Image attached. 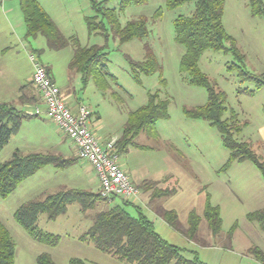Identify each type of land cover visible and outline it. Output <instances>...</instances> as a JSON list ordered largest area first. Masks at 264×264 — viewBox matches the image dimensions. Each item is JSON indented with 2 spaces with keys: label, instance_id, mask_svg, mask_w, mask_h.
<instances>
[{
  "label": "rangeland",
  "instance_id": "obj_1",
  "mask_svg": "<svg viewBox=\"0 0 264 264\" xmlns=\"http://www.w3.org/2000/svg\"><path fill=\"white\" fill-rule=\"evenodd\" d=\"M37 1L65 37L77 38L84 47L102 48L111 76L110 88L102 91L93 80L85 83L82 74L70 69L74 53L72 46L52 50L42 35L28 37L18 0H0V102L21 108L17 96L33 76L30 56L34 55L37 61L49 67L56 84L63 91L71 90L74 99L93 111V122L99 116L96 123L100 125L99 136L120 139L128 114L145 105L149 93L161 90V97L170 101L169 119L157 123L155 136L141 133L135 139L137 145L122 153L119 161L137 185L141 186L147 180L176 188L177 193L162 199L161 203L164 208L177 212L184 228L187 227L189 213L195 210L202 218L197 239H189L158 217L155 204L149 202L145 205L139 201L136 206L141 207L154 223L157 233L179 247L188 259L197 255L206 264H262L255 259L253 249L260 248L264 252V233L247 217L259 207L253 206L249 196L251 189L258 188L260 180H263L260 171L249 161L234 162L226 167L229 151L224 147L218 129L208 121L190 119L184 113V109H194L208 101L206 89L189 84L188 75L180 71L185 48L175 39L174 20L178 16L192 15L195 3L189 2L170 10L166 7V0H147L143 5H131L120 11V0L108 2L104 6L116 10L122 26L140 17L147 18L148 38L121 43L108 25L107 32L89 31L87 18L96 15L91 0ZM158 10H161L160 17H156ZM223 25L244 56L242 62L231 52L207 50L199 66L216 88L226 95L228 111L224 118L230 117L234 110L243 121L240 94L246 89H255L257 82L246 79L240 69H230L229 66L238 64L245 72L255 73L262 79L259 75L264 69V18L252 14L248 0H225ZM146 44L153 51L162 72L140 75L138 81L132 77L129 60L143 61ZM27 92L40 101V94L34 86L29 85ZM113 92L120 96L121 101L112 98ZM50 134L64 141V147L70 151L73 145L70 138L63 132L57 133L56 127L44 114L24 118L19 132L0 152V164L10 160L16 150L24 155L40 151L39 148L43 149L48 144L46 140ZM88 170L81 163L66 168L49 165L23 181L9 197H0V221L16 243L15 264H37L41 254L51 255L56 264H70L73 258L81 259L85 264H130L79 239L91 227L92 217L97 212L123 205L122 198H115L112 204H108L110 200L107 203L99 201L93 209L85 212L75 202L68 206L66 214L56 220L40 215L39 228L61 237L54 247L34 241L15 220L14 214L23 204L43 200L62 190L65 184L96 194L98 177L87 178ZM207 195L211 204L220 208L222 224L217 236L211 233L203 216ZM124 207L133 217L137 216L133 205Z\"/></svg>",
  "mask_w": 264,
  "mask_h": 264
},
{
  "label": "trees",
  "instance_id": "obj_2",
  "mask_svg": "<svg viewBox=\"0 0 264 264\" xmlns=\"http://www.w3.org/2000/svg\"><path fill=\"white\" fill-rule=\"evenodd\" d=\"M111 1L114 0H91L96 15L87 18L89 31L91 33L107 32L108 25L114 37L118 38L121 43L133 39L148 38L147 18L140 17L128 21L122 26L116 10L104 6ZM18 2L23 13L28 37L36 38L38 35H42L52 50H61L72 46L74 53L70 69L82 74L85 83L93 80L102 91H107L110 88L111 76H109L108 66L104 62L105 53L101 52L102 48L84 47L77 38L65 37L37 0H18ZM146 2L147 0H120L119 10L125 11L131 5H143ZM189 2L195 3L192 15L178 16L174 20L175 39L185 48L180 61V71L188 75L189 84L206 89L208 101L205 105L194 109L186 108L184 113L190 119L208 121L218 129L223 145L229 151L226 167L234 162L249 161L260 171L264 179L263 157L241 138L242 131L247 125L246 122L240 121L238 113L234 110L231 111L230 117L224 118L228 111L226 95L216 88L199 66L200 59L207 50L231 52L241 62L243 60L244 56L223 25L225 0H166V7L172 10ZM248 2L252 14L264 18V0H248ZM160 15L161 10H158L156 17H160ZM99 18L100 20H98ZM145 52L143 61L129 60L132 77L138 81L140 75L150 76L156 72H162V67L147 44ZM229 68L240 69L246 79L256 80L257 87L264 84V74L259 75L262 76V79H259L258 76L245 72L242 66L235 63ZM48 71L50 73L49 68ZM29 85L33 86L30 82L20 89L19 101L21 105L42 102L41 95L40 101L34 96L28 98L25 92ZM160 93L161 90L149 93L148 102L128 114L123 135L116 140L115 144L118 155L127 152L130 146H136L135 139L141 133L155 136L157 123L160 120L169 119L170 101L168 98L161 97ZM111 96L113 99L121 101L116 92L111 93ZM29 117L34 116L27 115L25 111L11 104L0 103V152L10 142L12 136L19 132L22 120ZM73 162L75 159L65 160L51 153L24 155L16 150L10 160L0 164V197H9L23 181L44 167L53 165L58 168H66ZM165 182L167 181L165 180ZM159 184L160 182L145 181L140 188L145 192L151 191V200L167 198L177 193L176 188L159 187ZM114 199L108 202V200L102 199L98 193L78 189H62L48 195L43 200H33L23 204L17 209L14 217L34 241L54 247L59 244L61 237L39 228L40 215L45 214L49 220H56L66 214L68 206L75 202L79 203L85 212L88 209H93L99 201L112 204ZM125 205H133L137 209V216L133 217L125 209ZM155 214L173 229L184 233L189 239H197L202 218L195 210L189 213L186 228L182 226L175 210L160 207L156 209ZM203 216L211 233L217 236L221 232L222 224L220 208L211 204L209 195L205 200ZM247 217L249 221L257 223L264 233V208L249 213ZM91 221V227L79 238L80 241L92 243L100 251L121 261L130 264H206L197 255L193 259L184 257L179 247L162 238L155 230L154 223L144 214L141 207L136 206L135 202L123 199V205H114L107 210L99 211ZM15 254L16 243L0 221V264H15ZM253 254L256 260L264 264V252L260 248H254ZM37 264L56 263L51 255L41 254L37 258ZM70 264H85V262L73 258L70 260Z\"/></svg>",
  "mask_w": 264,
  "mask_h": 264
},
{
  "label": "built area",
  "instance_id": "obj_3",
  "mask_svg": "<svg viewBox=\"0 0 264 264\" xmlns=\"http://www.w3.org/2000/svg\"><path fill=\"white\" fill-rule=\"evenodd\" d=\"M30 59L34 68L31 83L41 95L44 108L34 106L26 114L36 117L44 114L73 141L78 158L89 163L96 172L100 185L98 194L102 199L141 201V190L120 164L116 140L103 142L99 139L90 124L92 112L89 108L80 106L76 113L72 112L47 66L34 55Z\"/></svg>",
  "mask_w": 264,
  "mask_h": 264
},
{
  "label": "crops",
  "instance_id": "obj_4",
  "mask_svg": "<svg viewBox=\"0 0 264 264\" xmlns=\"http://www.w3.org/2000/svg\"><path fill=\"white\" fill-rule=\"evenodd\" d=\"M23 20H24V18H23ZM50 73H51V70H50ZM253 74L256 75L255 73H253ZM261 74H264V69L262 70ZM51 76L54 79V81L56 82L52 73H51ZM31 79L32 78H29V83L31 82ZM60 90H61V94H62V97H63L65 103L69 106V108L72 110V112L76 113L78 108L80 106H82L83 104L81 102H79L78 100L74 99V97H73L74 94L71 92V90L68 89L66 91H63L61 88H60ZM25 93L27 94L28 98H31V95L27 92V90ZM260 93H262V94H260ZM20 96H21V92L17 96L18 102H19ZM240 105H241V111H242L241 114H242L243 119H244L243 121L246 122V124H247L242 131L241 138L244 141L248 142L253 147V149L256 150V152L259 155H261L264 159V86L263 85H261L259 87L256 86L255 89H246L245 91H243L240 94ZM34 106H37V104L26 103V104L21 106L20 110H23L26 112L27 110H31L32 108H34ZM39 106H41V108H44V105L41 101H40ZM90 111L92 112L90 124H91L96 136L99 139H101L103 142H108L111 140H117V138L111 139V138H104V137L99 136L98 128L100 125L99 126L96 125V123H98V121H99V116H97L95 118V121L93 122L92 118L94 116V113L92 110H90ZM238 116H239V114H238ZM38 117H40V116H38ZM29 118H35V116L29 117ZM51 123L56 127L57 133L62 132L61 130L58 129V127L52 121H51ZM51 135L52 134L47 135V137H49V140H46L48 142V144L45 147H43V149L39 148L40 151L38 150L37 152H34V153H51L57 157L65 159V160L75 159V162H73L71 165H73L75 163H81V165L83 167L89 168V170L86 174L87 178L91 179L95 175L97 177L96 172L93 170V168L91 167V165L89 163L78 159L76 146L74 145V143L71 139L70 140L72 141L73 145L70 148V151H67V149L64 147L65 142L59 140L58 138H53V137H51ZM43 139H45V137ZM29 154H32V153H29ZM121 155L122 154L118 155L119 158L121 157ZM238 163H241V162H238ZM71 165H69L68 167H70ZM121 166L124 169V166L122 164H121ZM90 170L92 171V173L90 172ZM130 177H131L132 181L134 182V184L140 188V185H137L135 183V181L133 180L131 175H130ZM261 177H262V175H261ZM262 179H263V177H262ZM260 181L261 182L259 184V187L258 188L253 187L251 189V194L249 196L250 200H253V203H252L253 206H259L258 209L262 208L264 206V179L260 180ZM144 182L145 181H143V183ZM149 182H159V181H149ZM161 185H163V184H159V187H163ZM62 186H63L62 189H77V188H70V187H68L69 185H67V184L62 185ZM99 189H100V185L98 184L97 193L99 192ZM140 190H141V188H140ZM84 191H86V190H84ZM57 192H59V191H57ZM89 192H91V191H89ZM150 194H151V191H147V192L142 191L141 195H140L141 201L145 205L149 202H151L153 205L155 204V206H154L155 209L163 207V203H161V201H162V199H164L166 197L151 200ZM257 210H255V211H257Z\"/></svg>",
  "mask_w": 264,
  "mask_h": 264
}]
</instances>
